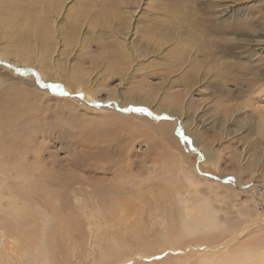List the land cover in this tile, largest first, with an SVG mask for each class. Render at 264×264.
<instances>
[{
  "label": "rangeland",
  "instance_id": "1",
  "mask_svg": "<svg viewBox=\"0 0 264 264\" xmlns=\"http://www.w3.org/2000/svg\"><path fill=\"white\" fill-rule=\"evenodd\" d=\"M103 1L89 0V7L84 9L86 12L92 10V20L98 24L115 18V15L112 14L113 11L114 14L117 11L116 15L119 16L118 8L119 6L123 7L124 3V0ZM135 1L138 0H126L131 5ZM67 2L68 9L75 7L76 10H79L84 5V0H81V7L78 0H68ZM217 2L218 0H142L139 6V14L133 21H162L160 25L165 28L170 27V23L175 20L182 21L186 25L195 21L199 23L196 24V28L206 31V34L208 33L209 36L213 37V41H218V37L226 40L232 36L230 35L232 30L228 27L235 23L240 25L238 22L243 20V9L249 11L247 8L255 5L253 13L259 10V13L261 12V15L264 16V0H254V2L252 0H235L236 3L230 4L232 7L235 6L234 9L230 6L229 11H227L228 14L216 18L219 13L225 11V9L212 10L213 7H210V4ZM241 2H249L250 7L244 6ZM213 13L214 16H212ZM250 19L248 21L253 20ZM256 20L259 22V19ZM73 21L67 17L66 20L62 19L60 23L71 26ZM222 21H225L226 24ZM260 21L264 22V18ZM222 24L225 26L224 30ZM216 31L219 33L216 34ZM1 35L3 38L5 37V34L0 33V37ZM242 35L244 36V34H240L237 38L242 39ZM95 38L100 40L98 37ZM95 41L86 50V52L90 50L93 54L89 56L92 57V79L94 83H97V87H94L95 93L85 87L86 84L75 85L68 79L64 81L62 76L55 75L54 80L51 81V77L38 69V66L30 61L29 57H20L19 53L12 48L14 46L8 43V47L4 48L7 43H4L3 40L0 41V100L6 103L22 100L24 103L26 96H28V99L36 104V111L35 107L24 104V111L32 108L34 110L28 111L31 113L23 111L22 117L18 120H13L12 114H9L8 118L11 119L10 122L14 126L11 125V128L7 130L8 143L10 144L13 139L16 141L18 145L15 146V153L28 149V153L32 155L30 158L39 157V161H43L49 170L45 175L50 178V181L55 182H47L49 198L42 200L39 207H36L38 211L43 210L45 213L43 218L49 224L45 225L43 221L36 220V223L39 222V224H37L38 229L35 230L36 233L40 231L38 234L41 236L45 232L40 238L45 240L46 248L49 249L54 264H102L99 262V257L105 253V250H108L109 241L111 243L114 239L126 241L128 244L130 243L129 246L131 247L135 246L136 240L129 238L128 232H124L126 226L121 224L124 223L122 219L127 217L120 214L126 215L136 210V212H143L141 218L146 219L149 214L153 213V208L157 209L158 216H163L167 226L160 225L162 222L160 217L158 225H153L154 227L148 232V239L151 240L160 237V235L162 237L166 229L171 232L176 230V227L173 228L172 226L175 225L176 221L177 224L180 222L178 213L180 207L177 210L178 197L174 191L189 187V182L180 174L177 175L179 168L176 165L178 164L175 165L173 162L180 160L186 167H193L200 177L208 178L207 180L212 181V184L214 182L219 184L221 187H213V189L219 190H216L217 192L230 193L228 189L223 187L237 192L239 195L237 203L240 208L235 209L236 206L234 205L236 204L229 202L227 207L229 213H219L222 219H225V215L227 218L229 217L228 214L232 215L230 219H234L236 222L240 221L238 222L240 225L241 219H246L242 226L247 229L250 228L245 233L241 231L238 233L242 234L240 238L243 237V241L248 240L249 231L260 223V218L250 221L249 216L245 215L246 217H244L239 214L242 211H247L243 207L244 203L246 208L250 206L248 210L254 216V210H252L254 208L253 195L246 191L252 187L263 191L264 174L255 178H251L249 173L244 174L243 182H241L235 170L237 167L234 168L236 164L233 163L231 156L236 149L240 154L245 153L244 155H246V152H250L262 158L264 127L257 122L252 124L251 117L264 108V94L254 95L257 96V99L253 100L246 93L247 88L242 86V80L236 78V82L224 84L228 86L227 88L223 86V77L220 75V80L206 82L200 88H195L193 90L195 92L190 95V100L186 99L184 92L185 98L183 100H186L191 108L193 106L188 121L191 125L189 126L178 115H167L160 111L154 99L164 92L173 93L178 90V88L171 89L172 86L168 85L169 81L165 80L162 74H159L164 71L167 65L169 69L172 68L170 62L159 60L153 54L147 57L145 63L134 64L133 67H127L126 70H124V66H120L123 68L121 71L117 69L119 63L116 62L112 51H101L102 44L100 45L97 40ZM243 44L237 40L230 44L231 47L229 45L222 46L221 50L225 53L223 55L233 62L241 60L242 51L240 49L244 46ZM53 57L55 60L60 59L57 54ZM81 59L87 61L88 56L86 54L80 55L77 52L76 55L74 53L69 54L62 61L68 60L69 63L76 66L81 62ZM87 66L89 68L90 63ZM223 73L224 71H220V74ZM29 85H32L35 90L31 91ZM36 88L40 90L37 93H35ZM183 89L180 88V90ZM122 96L134 97L137 101L146 99L150 104L125 103ZM221 96H223V100L220 99ZM14 104H9L11 109ZM15 109L18 111L22 108L16 104ZM135 109H144V111H135ZM194 113L197 115L195 118L192 116ZM16 121L19 126L16 125ZM160 122L171 124L173 132L166 135L164 141L160 140L159 145L152 146L153 130L157 133ZM20 123L22 129L18 128ZM26 123L27 125H24ZM31 124L32 126H30ZM225 127L228 128L226 135L221 133ZM192 128L198 129L202 135L199 137L192 135L194 133L193 130L191 131ZM239 130H241L240 133ZM206 144L211 145L208 146L209 149L204 147ZM150 150H153L152 156L147 154ZM208 151H211L212 156L207 157ZM172 152H176L177 155L176 153L172 154ZM156 162H159V170L155 168L157 172L152 176L157 177L153 178L151 173L142 169L141 166L143 163L153 165ZM11 164L14 163L11 162ZM138 172L142 179L146 180L141 183L142 185L139 184L140 189L136 184L134 185L136 180L134 177L139 174ZM169 177L174 180L172 179V181ZM167 178L169 182L165 183L164 180ZM130 179L131 181H129ZM132 180H134L133 183H131ZM201 180L203 179L198 181ZM206 187L203 186V188ZM56 198L58 200H55ZM75 205H77L76 208ZM258 210V212L264 213V207L258 208ZM134 217L131 218L130 222ZM169 223L172 226H169ZM215 233L218 231L215 230L213 234ZM123 235L127 236L128 240L127 238L124 240ZM227 238V236L224 239L219 238L213 243H205L198 239L190 243L187 240V242L183 241V244L178 245L176 250L168 248L161 250V248L151 258L135 253L128 260L129 262L123 261L121 264H156L158 262L169 264L170 261V264H225L226 257H222L223 259L219 257L223 250L222 245L225 244ZM250 238L262 239L264 242V225L261 224L255 229ZM39 241H29V243L36 245L35 243ZM2 243L8 244V240L4 238ZM125 251L127 249L124 250V253H126ZM211 254H215L220 261L212 257V260L210 257L204 258L207 255L212 256ZM18 260L22 262V258H18ZM210 261L214 263H210ZM105 262L110 264L109 261H104L103 264Z\"/></svg>",
  "mask_w": 264,
  "mask_h": 264
},
{
  "label": "bare ground",
  "instance_id": "2",
  "mask_svg": "<svg viewBox=\"0 0 264 264\" xmlns=\"http://www.w3.org/2000/svg\"><path fill=\"white\" fill-rule=\"evenodd\" d=\"M67 1L68 0H0V33L5 34L4 38L1 35L2 38L0 37V41L3 40L4 43H7L6 45L4 44L5 47L2 46L6 48L8 47V43H10L14 46L11 47L19 53L20 57H29L30 61L38 66V69L44 71L51 77V81L54 80L55 75L62 76L65 80L63 78L61 79L64 81L68 79L75 85L80 83L82 85L86 84L85 87L90 89V91L92 90V93H95L96 91L94 87H97V83H94V80L92 79V57L90 58L89 56L92 52L90 50L86 52V50L89 45L96 42L95 40L98 41V39L95 38L98 37L100 39L98 42L100 45L102 44L101 51H112L113 56L116 58V62L119 63L117 69L121 71H123V68H120V66H124V70H126L127 67H133L134 64L139 65L140 62L145 63L147 57L153 54L154 57L159 60L170 62L172 68L169 69V66L167 65L164 71L159 74H162L163 78L169 81V83H167L172 86L171 89L178 88V90H175L173 93L164 92L161 95H157L154 99L156 100V105L160 111L167 115H178L181 120L189 126H191L188 121L193 106L191 108L190 105L187 104V101L183 100L185 98L184 92L186 94V99L190 100L191 93L195 92L193 90L198 87L200 88L206 82L218 81L222 76V84L228 88V86L224 84L234 83L237 81L236 78H238L242 80V86L247 88L246 93L251 99L256 100L257 96L254 95L264 94V22L260 21L264 16L261 15V12L259 13V10L253 13L255 5L251 6V8H247L249 11H244L243 9V20H239L238 22L240 25L235 22L234 25H229L228 28L232 30V33L230 34L232 36H227L228 38L226 40L222 37L221 39L218 37V41H213V37L209 36L208 33L206 34V31L204 32V30L196 28V24L199 23L195 21H191L192 23L189 22L190 24L186 25L182 21L175 20L172 21L170 27L167 28L160 25L162 21H133L136 20L137 15L139 14V6L141 5L142 0L135 1L133 5L124 0L123 7L119 6L118 8L119 16L116 15L117 11L115 14L113 11L112 14L115 15V18L113 17L110 21H103L100 24L92 20V10L89 12L88 10L87 12L84 10L89 7V0H84L83 6L81 0H78L80 7H84L79 10H76L75 7L68 9V5H66L68 4ZM106 1L114 2V0ZM234 1L235 0H218L217 3L210 4V7H213L212 10L214 11L215 9H225V11L219 13L220 16H218L219 14L216 11L218 14L216 18H221L224 17L225 14H228L227 11H229L228 8L231 6L230 4L236 3ZM252 2H254V0H252ZM242 4L246 7H250L249 2ZM230 8L234 9L235 6H231ZM64 9L66 14L63 12ZM232 9L230 10L232 11ZM212 16H214V13ZM64 17H69L74 20L71 26H66V23H60L62 19L66 20ZM250 18L253 20L248 21ZM254 18L259 19V22L256 19L255 21ZM223 23H225V21ZM224 28L225 26L223 25V30ZM95 31L98 32L95 33ZM215 33L218 34L219 31H216ZM240 34H244V36L242 35V39L237 38ZM237 40H240L242 44L244 43V46L240 49L242 51V59L233 62L223 55L225 53H223L221 47L227 45L230 46L233 41ZM229 42L231 43L229 44ZM77 52L80 55L86 54L88 60L81 59V62L76 66L69 63L68 60L62 61L64 58H67L69 54L74 53L76 55ZM55 54H57L60 59L55 60L53 57ZM161 55L163 56L161 57ZM88 63H90L89 68H87ZM134 69L136 70V67H134ZM220 71H224V73L220 74ZM29 88L31 91L35 90L32 85H29ZM180 88L184 89L180 90ZM227 90L230 92L229 89ZM37 91L40 90L36 88L35 93H37ZM222 97L223 96H221L220 99H222ZM122 99L125 103L150 104L146 99L137 101L134 97L129 96H122ZM10 102L6 103L3 100H0V264H54L49 249L46 248L47 245L44 242L45 240L40 238L43 237L45 232H43L42 236L41 234H38L40 231L37 233L35 232V230L38 229L37 224H39L40 221H43L45 225L49 224L48 221L43 218V216H45L43 210H36V207H39V203L42 200H47L49 198L47 182L50 181V178L45 175L49 170L45 164H43V161H39V157L35 156L30 158L32 155L28 153V149L15 153V146L18 144L14 139L13 141L11 140V143L9 144L7 139V130H9L12 125V122H10L11 119L8 118L9 114H12L13 120H18V118L22 117L24 104L31 107H35L36 104L31 102L30 99H28V96H26L24 103H22V100L13 103ZM14 103L22 109L17 111L15 109L16 104ZM9 104H14L12 109ZM34 109L36 111V107ZM34 109L32 108L31 110L33 111ZM29 110L24 112L31 113L28 112ZM192 116H194V118L197 117L195 113L192 114ZM244 119L247 120V118ZM251 120L252 124L257 122L264 127V108H262V111L258 112L255 116L251 117ZM21 123L20 127H18L19 129L23 128L21 127ZM160 123L161 124H158L157 133L153 130L154 134L151 138V141L153 142L152 146L159 145L160 140L164 141L166 135H169L170 133L172 134L173 132L171 124L168 122ZM16 125L19 126L17 121ZM24 125H27V123ZM30 126H32V124ZM251 127L253 128V126ZM192 130L194 131L192 135H198L197 137L202 135L198 129L196 130L195 128H192L191 131ZM240 131L241 130H239V133ZM19 132L21 131L19 130ZM227 132L228 128L225 127L221 133L226 135ZM206 133L203 134L206 135ZM222 138L224 139V136ZM21 139L24 140L23 138ZM209 145L210 144H206L204 147L208 148ZM152 151L150 150L147 154L152 156ZM173 153L176 152H172V154ZM232 154L231 159L233 163L236 164L234 168L237 167L235 170L237 171L238 179L241 180V182H243L244 174L249 173L251 178L264 174V151L262 153V158H259L256 154H251L250 152H246V155H244L245 153L240 154L236 149ZM207 155V157L212 156L211 151H208ZM11 162L14 164H11ZM145 163H143V166L141 167L150 172L151 176L152 174H156L157 170H155V168L159 170V162H156L153 165ZM173 163L175 165L178 164L176 165L179 168V173L177 170V175L180 174L187 182H189V187L175 189L174 191L178 197L177 210L180 207L178 210L180 222L178 224L177 221L176 223L174 222L175 225L177 224L176 226H172L170 223L168 225L173 228L176 227V230L171 232L165 228L166 232L164 231L162 237L160 235V237L158 236V238L155 237L154 240H151L148 239V232L154 227L153 225L158 223L160 217L162 220L160 225L164 227L166 225L163 216H158L157 209L153 208V213L149 214L146 219L141 218L143 212H136V210L135 212H129V214L126 215L120 214L123 217H127L126 219H122L123 221L121 220L124 222L121 224L126 226L124 232H128L129 238H134L136 240L135 246L131 244L134 246H132L134 249L129 246L130 243L128 244L126 241H118L114 239L111 243L109 241L108 250H105L104 254L102 253L103 255L99 257V262L103 264L104 261H109L110 264H121L123 261L127 262L135 253L143 254L144 256L151 258L156 255L158 253L157 251L161 248V250H163V248L173 250L177 248L178 245L183 244V241L187 242V240H189L191 243V241L198 239L205 243H213L217 239H224V237L227 236V241L222 245L223 250L219 257L220 259L226 257L225 264H264L263 240L250 238L251 233L255 229L261 224L264 225V213L258 212V208L264 207V190H257L252 187L246 191L253 195L252 199L254 208L252 207V210H254V216L250 213V210H248L250 206L246 208L244 203L243 207L247 211H242L239 215L244 217L249 216L250 221L260 218V223L249 231L247 235L248 240L243 241L244 238H240L242 234H239L238 231L245 233L250 228L249 226L248 229L242 226L246 219L242 220L243 218L241 217L242 223L240 225L238 223L240 221L237 219L235 220L238 222L234 221V219H230L232 215L228 214V218L225 215V219H222L219 213H229L227 209L229 202L236 204L234 205L236 206L235 209L239 207V204L237 203L239 195L237 192L223 187L224 189H228L230 193H219L217 192L219 190L216 189V191L213 187L215 186L218 188L221 186L216 182L212 184V181L207 180L208 178H202L197 175L192 166V168L186 167L181 160L179 162L174 161ZM156 177L157 176L153 178ZM131 179L129 181H131ZM134 179H136L134 185L136 184L138 188L139 184L146 181L144 178L142 179L140 173L136 174ZM170 179L172 180L173 178ZM199 179L203 180L198 181ZM133 181L134 180H132L131 183H133ZM50 182L53 183L54 181ZM164 182H169V179H165ZM173 184L175 185V182H173ZM198 184L200 185L198 186ZM209 185H211V187H208ZM203 186L207 187L203 188ZM55 200L58 199L56 198ZM77 202L78 204L80 203L79 200ZM76 207L77 205H75V208ZM109 213H111V211H109ZM121 216L120 218H122ZM132 217H134V219L130 222ZM36 220H39V222L36 223ZM215 230H217L218 233L213 234ZM123 236V239L126 240L127 236ZM44 237L46 238L47 235ZM4 238L8 240V244L2 243ZM29 241L39 242L35 243L36 245H31ZM99 247L101 248V246ZM124 248L127 249V251H125L126 253H124ZM236 248L238 249L235 250ZM211 255L212 256L207 255L204 258H216L215 254V256L213 254ZM18 258H22V262L21 260L19 261ZM199 258L201 259V257ZM204 258H202V260ZM220 259L217 260L220 261ZM177 260L179 261V259ZM204 261L206 262L207 260L204 259ZM213 261H210V263L215 262ZM156 264L163 263L158 262ZM165 264L168 263L165 262Z\"/></svg>",
  "mask_w": 264,
  "mask_h": 264
},
{
  "label": "snow or ice",
  "instance_id": "3",
  "mask_svg": "<svg viewBox=\"0 0 264 264\" xmlns=\"http://www.w3.org/2000/svg\"><path fill=\"white\" fill-rule=\"evenodd\" d=\"M53 87H55V86H53ZM135 111H141V112H143L144 109H135ZM185 139H186V138H185Z\"/></svg>",
  "mask_w": 264,
  "mask_h": 264
}]
</instances>
